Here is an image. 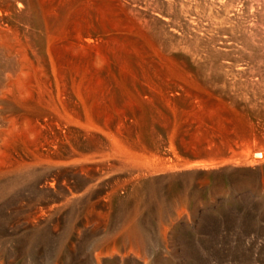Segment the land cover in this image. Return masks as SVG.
<instances>
[{"label":"rangeland","instance_id":"374dc122","mask_svg":"<svg viewBox=\"0 0 264 264\" xmlns=\"http://www.w3.org/2000/svg\"><path fill=\"white\" fill-rule=\"evenodd\" d=\"M119 1L24 0L9 17L0 264H264V160L138 168L264 149V0ZM147 59L191 74L198 120L183 95L137 96L132 75ZM17 63L32 72L19 78Z\"/></svg>","mask_w":264,"mask_h":264},{"label":"bare ground","instance_id":"6f19581e","mask_svg":"<svg viewBox=\"0 0 264 264\" xmlns=\"http://www.w3.org/2000/svg\"><path fill=\"white\" fill-rule=\"evenodd\" d=\"M24 0H14V1H0V47L6 48L7 50L12 49L13 45L10 40L9 31L11 32V21L9 19L12 13H16ZM86 1V0H85ZM118 4L119 0H115ZM90 4V3H89ZM50 7V6H49ZM81 7V6H80ZM93 7V6H92ZM122 7V6H121ZM20 9V8H19ZM119 10V9H118ZM96 11V10H95ZM101 11V9H100ZM129 11V10H128ZM85 16V15H84ZM103 16V15H102ZM131 18V17H130ZM125 22V21H124ZM113 27V26H112ZM88 36V32L84 31ZM59 33V32H58ZM11 34V33H10ZM74 39V38H73ZM19 40V39H18ZM75 40V39H74ZM110 40H112L110 38ZM132 40V39H131ZM77 45L82 46L88 41L87 38H80L76 40ZM101 42V41H100ZM106 42V41H105ZM115 42V41H114ZM110 43V42H108ZM72 44V43H71ZM116 44V43H115ZM119 44V43H118ZM106 45V44H105ZM78 46V47H79ZM108 46V45H107ZM75 48V47H73ZM101 49V48H100ZM1 50V49H0ZM3 50V49H2ZM6 50V51H7ZM107 50V49H106ZM12 52V51H11ZM85 52V51H83ZM105 52V51H104ZM87 53V52H86ZM110 53V52H109ZM108 53V54H109ZM113 53V52H111ZM1 54V53H0ZM4 54V53H3ZM7 54V53H6ZM75 54V53H74ZM18 55V54H17ZM78 55V54H77ZM80 55V54H79ZM83 55V54H82ZM80 55V57L82 56ZM85 55V53H84ZM146 54H143V56ZM63 56V55H62ZM118 56V54H117ZM102 57V56H101ZM100 57V58H101ZM113 57V56H112ZM34 58V57H33ZM73 58V57H72ZM91 58V57H90ZM96 58V57H95ZM104 59V58H103ZM65 60V59H64ZM86 60V58H85ZM110 59H107V61ZM144 60V59H143ZM148 60V59H147ZM166 60V59H165ZM162 59H151L145 62H141L136 65L135 72L132 75L133 80L136 85H138L137 96L145 101H152L156 99L158 102L168 104L174 97L183 95L186 98V102L190 106L189 117L190 120L196 121L191 117L193 112V107L199 104L201 96L198 95L196 91H188L191 88L189 80L191 74H183L180 69L174 65L169 64ZM13 61V60H12ZM104 61V60H102ZM137 61V60H136ZM76 62V61H75ZM96 62V61H95ZM115 62V61H114ZM70 63V62H69ZM74 63V61L72 62ZM97 63V62H96ZM109 63V62H107ZM121 63V62H120ZM126 63V62H125ZM129 63V62H128ZM174 63V62H173ZM19 67L16 66L17 74L19 78L26 77L32 72L30 66L26 63H17ZM77 64V63H76ZM124 64V63H123ZM59 65V64H58ZM107 65V64H106ZM114 65V63H113ZM82 66V65H80ZM102 66V65H100ZM83 67V66H82ZM122 67V66H121ZM125 67V66H124ZM128 67V66H127ZM131 67V66H129ZM64 68V67H63ZM96 68V67H95ZM94 68V69H95ZM119 68V67H117ZM68 69V68H67ZM126 69V68H125ZM129 69V68H128ZM60 70V69H59ZM76 70V69H75ZM84 70V67H83ZM114 70V69H113ZM112 70V71H113ZM118 70V69H117ZM90 71V70H89ZM100 71V68H99ZM124 71V70H123ZM70 72V71H69ZM126 72V71H125ZM76 73V72H75ZM93 73V71H92ZM95 73V72H94ZM106 73V72H105ZM34 74V73H33ZM80 74V73H79ZM86 74V73H85ZM88 74V73H87ZM91 74V73H90ZM122 74H125L124 72ZM74 75V74H73ZM35 76V75H34ZM118 76V75H117ZM126 76V74H125ZM94 78V77H93ZM116 78V77H115ZM124 78V76H123ZM198 78V77H197ZM90 79V78H89ZM92 79V78H91ZM95 79V78H94ZM104 79V78H103ZM107 80V79H106ZM129 80V79H128ZM192 80V79H191ZM80 81V79H79ZM88 81V80H87ZM94 81V80H93ZM100 81V80H99ZM122 81V80H121ZM198 81V80H197ZM81 82V81H80ZM129 82V81H128ZM86 83V82H85ZM93 83V82H92ZM195 83V82H194ZM87 84V83H86ZM75 85V84H74ZM121 85V84H120ZM197 85V84H196ZM88 86V85H87ZM203 86V85H202ZM198 87V86H197ZM203 88V87H202ZM95 89V88H94ZM116 89V88H115ZM199 89V88H198ZM201 89V88H200ZM88 90V89H87ZM127 90V89H126ZM84 91V90H83ZM89 91V90H88ZM105 91V90H104ZM198 91V90H197ZM85 92V91H84ZM112 92V91H111ZM135 92V91H134ZM16 92L15 94H17ZM129 93V92H128ZM202 93V92H201ZM114 94V93H113ZM124 94V93H123ZM132 94V93H131ZM106 95V94H105ZM90 96V95H89ZM101 96V95H100ZM114 96V95H113ZM112 96V97H113ZM83 97V96H82ZM95 97V96H94ZM104 97V96H103ZM87 98V97H86ZM90 98V97H89ZM99 98V97H97ZM120 98V97H119ZM66 99V98H65ZM64 99V100H65ZM113 100V99H112ZM182 100V99H181ZM67 101V100H66ZM72 101V100H71ZM95 101V100H94ZM134 101V100H133ZM87 102V101H86ZM96 102V101H95ZM115 102V101H114ZM130 102V101H129ZM177 102V101H176ZM181 102V101H180ZM202 102V101H201ZM108 103V102H107ZM118 103V102H116ZM179 103V102H178ZM131 104V102H130ZM62 105V104H61ZM92 105V104H91ZM156 105V104H155ZM65 106V104H64ZM94 106V105H93ZM106 107V106H105ZM108 107V106H107ZM115 107V106H114ZM120 107V106H119ZM67 108V107H66ZM103 108V107H102ZM92 109V108H91ZM115 109V108H114ZM105 110V109H104ZM120 110V109H119ZM138 110V109H137ZM175 110V109H174ZM185 111V110H184ZM199 111V110H198ZM95 113V112H94ZM105 113V112H104ZM134 113V112H133ZM207 113V112H205ZM212 113V112H211ZM98 114V113H97ZM102 114V113H101ZM203 114V113H202ZM214 115V113H212ZM75 115V114H74ZM188 115V114H187ZM82 116V115H81ZM103 116V115H102ZM97 118V117H96ZM198 118V117H197ZM202 118V117H201ZM103 119V118H102ZM117 119V118H116ZM122 119V118H121ZM182 119V118H181ZM104 120V119H103ZM100 121V120H99ZM115 121V120H114ZM105 123V122H104ZM109 125V124H108ZM112 125V124H111ZM122 126V125H121ZM200 127V126H198ZM115 129V128H114ZM166 129V128H165ZM119 130V129H118ZM205 131V130H204ZM134 134V133H133ZM86 137V136H85ZM138 137V136H137ZM114 141V140H113ZM171 141V140H170ZM162 146V145H161ZM170 146V145H169ZM101 148V147H100ZM157 149V148H156ZM157 151V150H156ZM169 152V151H168ZM133 154V153H132ZM163 156V155H162ZM133 157V156H132ZM190 160H177L174 162L161 161L158 163L140 164L138 168L144 174L146 173H156L162 172L164 175H170L172 173L179 172H194L202 173L209 169H227L233 170L241 167L249 166L253 163H259L264 160V149L261 150H251L250 152L236 156L229 151H222L218 154H208V153H192L190 154ZM134 159V158H133ZM135 165H137L135 163ZM139 172V171H138ZM50 185V183H46Z\"/></svg>","mask_w":264,"mask_h":264}]
</instances>
